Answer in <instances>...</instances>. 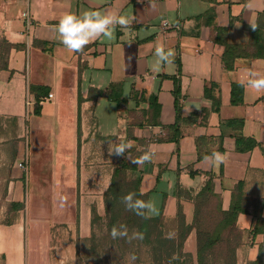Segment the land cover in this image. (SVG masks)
I'll return each mask as SVG.
<instances>
[{
  "label": "crops",
  "instance_id": "0c3cea01",
  "mask_svg": "<svg viewBox=\"0 0 264 264\" xmlns=\"http://www.w3.org/2000/svg\"><path fill=\"white\" fill-rule=\"evenodd\" d=\"M26 11L34 20L29 31ZM84 11L124 16L130 23L114 25L110 39L101 35L71 51L55 25L67 13ZM263 13L264 0H0V134L14 137L18 149L14 160L4 157L13 169L2 177L10 204H23L15 220L0 227L2 262L76 263L78 242L92 235L93 210L105 213L104 196L117 161L112 150L125 138L142 155L150 153L134 172L154 208L146 209L149 218L175 221L182 205L190 223L192 199L209 181L226 211L242 182L247 212L236 219L241 238L235 264L259 258L264 264V88L247 84L249 70L264 74V59L237 58L234 70L227 71L225 46L215 41L220 28L227 30L220 37L229 44L248 45L244 26H254ZM164 21L178 28L164 29ZM157 46L172 52L167 62L156 57ZM234 83L244 88L238 105L231 103ZM114 85L122 88L120 104L107 98ZM211 86L219 109L199 125L195 115L206 101L205 87ZM32 87H47L53 95L41 97L46 100L39 103V115ZM153 99L158 108L151 112ZM105 102L115 103L116 111ZM177 104L185 119L183 135L177 142L159 141L175 123ZM156 114L155 126L148 121ZM233 119H242L241 134L258 143L253 150L236 149L239 132L227 124ZM200 152L207 153L202 160ZM24 157L26 180L14 166ZM55 181L61 190L50 186ZM196 250L193 230L185 251L196 260Z\"/></svg>",
  "mask_w": 264,
  "mask_h": 264
},
{
  "label": "trees",
  "instance_id": "16d2710c",
  "mask_svg": "<svg viewBox=\"0 0 264 264\" xmlns=\"http://www.w3.org/2000/svg\"><path fill=\"white\" fill-rule=\"evenodd\" d=\"M244 28L250 32V43L248 45H234L229 44L220 36L225 33L226 29L217 28L216 39L217 42H222L225 46V51L222 56L224 68L227 71L234 70L235 60L237 58L248 59H264V13L260 15L258 22L254 26L245 25ZM243 86L240 84H232L231 103L238 105L242 102ZM49 89L47 87H32L31 92L37 97V105L35 114L39 115V103L41 97L48 96ZM122 96V88L119 85H114L107 93V98L120 104ZM204 98L206 101L202 103L201 112L195 115L197 124H204L210 112H217L219 109V101L214 94V86L205 87ZM207 100L209 102H207ZM210 102L212 103L209 108ZM176 120L174 125L165 128L166 135L158 139L159 141L177 142L183 135L180 127L185 119L182 117L178 104L176 106ZM158 108L155 99L150 102V111ZM148 123L152 125H159L158 115L156 118L150 119ZM227 124L238 131L235 136L236 149L239 152H247L253 150L258 143L252 138H246L241 134L243 128L242 119H233ZM199 141V140H198ZM264 152V148H263ZM207 156V153H199L198 160H202ZM117 159V155H116ZM127 171H138L137 166H133L125 161H116V168L112 176V182L105 193V213L106 215L112 212L116 201L118 199L117 181L125 175ZM243 183L239 182L236 190L233 193V199L228 210L224 211L221 208L220 200L214 193L213 184L211 181L202 188L193 200V218L190 223L187 222L183 211V206H178V214L175 221L168 222L162 215L157 218H149L146 216V209H143V215H137L131 211L133 220L131 226L135 228V234L141 243H146L148 261L144 264H235V251L240 244L241 232L236 227V219L240 213L247 212L242 202L240 195ZM140 178L136 177L133 182V200L139 199L147 202V197L140 192ZM210 202H214L215 206L212 212L207 214L206 210L210 207ZM11 207L15 212L23 208V204L11 203ZM100 218L95 209L92 215V225L94 229L95 221ZM196 231V260L192 254L185 251V242L190 233ZM255 234V233H254ZM125 237V235H124ZM93 238V231L91 237ZM127 249V247L125 248ZM224 249V251H223ZM126 251L123 249V252ZM124 255H126L124 253ZM261 258L256 263L260 264Z\"/></svg>",
  "mask_w": 264,
  "mask_h": 264
},
{
  "label": "rangeland",
  "instance_id": "374dc122",
  "mask_svg": "<svg viewBox=\"0 0 264 264\" xmlns=\"http://www.w3.org/2000/svg\"><path fill=\"white\" fill-rule=\"evenodd\" d=\"M105 105L106 107H109L113 113L116 111L115 103L105 102ZM22 141L26 155V136L23 137ZM127 142L128 141L125 138H122L119 140L118 145ZM35 145L40 150L39 145L42 146L41 142H37L35 140ZM16 147L17 145L15 144L14 137L10 135L3 136L0 134V227L2 225H10L18 214L14 211L10 202L7 200L6 178L2 177L3 171L8 170L11 173L13 169V167L11 168V164L9 162L4 161V157L7 156L10 160H14L18 152ZM34 150V152H38L37 149L34 148ZM141 151L142 150L137 149L135 145L132 146V144H130V146L125 149L124 154L117 155V161H128V163L135 166L138 163H133L132 161L138 160L142 156ZM14 166L16 167V165ZM34 170L36 171V174H39L40 166L36 167ZM28 171L29 169L27 167V170L22 172L24 180H26ZM48 175L50 177L49 179L54 181L55 178L52 177L54 175H51V173ZM136 177L137 176L134 171H127L124 176L118 179V199L116 201L114 213L111 209L110 214L106 215V213H104L103 216H100V218L95 221L93 238L90 241L78 242V256L75 264H144L148 261L147 254L145 253V250L147 251L146 243H141L135 234L136 230L131 226L133 215L131 214L130 209L125 206L123 201V197L125 195L132 193L133 182ZM56 182L57 181L54 182L55 184L51 183L50 186H53V188L57 187L58 190H61V184ZM209 206L210 207L206 210L205 214L213 211L215 203L210 202ZM23 215L26 218V211ZM121 226L126 229L125 237L122 235L113 238L111 234L112 229L114 227L121 229ZM126 247L127 249H125ZM123 249L126 251L123 252ZM124 253L126 255H124ZM0 264H4L1 259Z\"/></svg>",
  "mask_w": 264,
  "mask_h": 264
},
{
  "label": "clouds",
  "instance_id": "9594fccd",
  "mask_svg": "<svg viewBox=\"0 0 264 264\" xmlns=\"http://www.w3.org/2000/svg\"><path fill=\"white\" fill-rule=\"evenodd\" d=\"M130 20L124 16L115 17L111 14H102L97 11H84L83 13H67L60 18L55 28L61 36L62 44L71 51L81 50L89 41L95 37L103 35L106 38L112 37L113 27L116 24L127 25ZM155 55L159 61L167 62L168 57L172 55L171 51L165 52L162 46H157ZM247 84L253 88H264V74L255 70H249V79ZM131 142L122 143L115 147L116 155L125 153V149L129 147ZM214 159H219V153H213ZM150 159V153H144L138 160L132 161L133 163H141ZM133 193H129L123 197L125 206L137 215H143V209L153 210V206L142 200H133ZM126 229L121 226V229L113 228V238L125 235Z\"/></svg>",
  "mask_w": 264,
  "mask_h": 264
},
{
  "label": "built area",
  "instance_id": "2783aa9c",
  "mask_svg": "<svg viewBox=\"0 0 264 264\" xmlns=\"http://www.w3.org/2000/svg\"><path fill=\"white\" fill-rule=\"evenodd\" d=\"M22 16H23L25 29L29 31L34 24V20H33L32 16L30 15L29 11L24 12ZM162 27L164 29H166V28H178L177 25L173 26L167 21H164L162 23ZM52 97H53V95L51 93H49L48 98H52ZM45 100H46V98L41 99V103H43ZM15 165L20 171L25 172L27 170V157H24L20 161H17Z\"/></svg>",
  "mask_w": 264,
  "mask_h": 264
}]
</instances>
